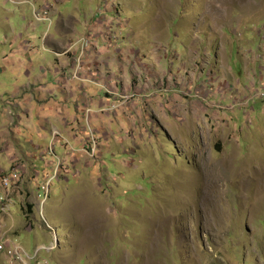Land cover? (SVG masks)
<instances>
[{
  "label": "rangeland",
  "instance_id": "1",
  "mask_svg": "<svg viewBox=\"0 0 264 264\" xmlns=\"http://www.w3.org/2000/svg\"><path fill=\"white\" fill-rule=\"evenodd\" d=\"M59 9L70 45L89 42L85 88L30 8L0 0V175L22 180L0 204V244L47 264H264V0Z\"/></svg>",
  "mask_w": 264,
  "mask_h": 264
},
{
  "label": "built area",
  "instance_id": "2",
  "mask_svg": "<svg viewBox=\"0 0 264 264\" xmlns=\"http://www.w3.org/2000/svg\"><path fill=\"white\" fill-rule=\"evenodd\" d=\"M15 5L24 6L27 5L30 8L31 16L33 20L39 24H45L46 29L41 35V39L43 42V48L47 49L48 47L45 46V40L50 34V29L53 24V14L55 13L54 7L56 4L60 3L62 0H9ZM25 18V16H24ZM81 42L77 43L80 44V51L77 57V66H79L80 55L83 54L84 49L89 42L86 38H82ZM261 97L264 98V93L261 94ZM59 164L57 163L55 166V171L53 176L46 177V183L38 186V190L42 189L46 191V198L49 196V193L52 188V182L58 177L59 172ZM21 175L18 168L14 167L9 172L2 173L0 175V204L12 205L15 204V199L13 198V191L14 188H17L19 183H21ZM13 189V191H12ZM12 207V206H10ZM6 207V209H10ZM5 210V208L3 209ZM41 213L44 216V212L41 209ZM30 215V214H29ZM31 217V215H30ZM50 226V225H49ZM55 229L50 226V229ZM49 248L48 250H50ZM42 249L37 250L33 255L29 254L27 250L19 243L14 244H7L2 243L0 244V252L6 254L7 258L9 259L11 264H47L45 259H41L39 256V252Z\"/></svg>",
  "mask_w": 264,
  "mask_h": 264
},
{
  "label": "crops",
  "instance_id": "3",
  "mask_svg": "<svg viewBox=\"0 0 264 264\" xmlns=\"http://www.w3.org/2000/svg\"><path fill=\"white\" fill-rule=\"evenodd\" d=\"M242 4L243 3H241V5ZM55 9H56L55 12H56L57 17H58L57 18V21L54 22V24H55V31H54V33L52 35L49 34V36L45 40V43L44 44H45V46L46 45L49 46V48L50 47L53 48L51 50H52L53 53L56 54V59L58 60V63H59V57H58L59 55L63 59H67L68 60L67 66L69 67V71H68L69 76L67 77V79H69V80H75V82H77V85H75L76 87L79 86V88H82V87L85 88L83 82L93 80L92 78L89 77L88 74L94 72V70L93 71L92 70H89V73L88 74H85V72L80 71V68H81V66L83 64V63L81 64L82 59H83L82 55H80L79 66H77V57L79 55V51H80L79 48H80V46L79 45L77 46L76 44L72 46V45H70V42H69V40L72 38V36H74V34L76 32V29H75L76 22H72V24L71 23L69 24L68 19L65 17L68 14V12L67 11L61 12V10L59 9V3L55 5ZM69 20H71V19H69ZM62 28L64 29V31H61ZM261 32H262V30H259V33H261ZM17 37L18 36H16V38ZM25 46L26 47L30 46V43L26 42ZM86 47L84 49V53L87 52ZM29 48H31V47H28V49ZM233 48H235V46ZM25 49H27V48H25ZM260 50H263V49L260 48ZM240 51L243 52V55L240 54V58H242L244 68L249 73L250 68L252 66L250 63L252 61L250 62V59H249L248 56L250 55V53L253 54V53H256V52L253 49H249L247 51L246 47L240 49ZM246 53H248L249 55L246 54ZM97 70H99V69H97ZM263 70H264V68H263ZM100 73L101 72L99 71V75H100ZM65 74H66V67H63V76H62V78L64 79V82H66V77H64ZM103 78L105 79L106 76H103ZM263 79H264V75H263ZM107 83L108 82H103V85L105 86V85H107ZM65 88H67V87L64 86V85H61V89L63 91H65ZM92 102H93V99L90 100V104H92ZM101 103H102V101H99L100 106H101ZM90 104H89V107H90ZM92 109H93V111H96L95 108H92ZM58 112L59 111L54 110V113L55 114H57ZM55 119H57V118H55ZM58 124H59V126H56V125L53 126V129H54L53 132H56L57 134H60V133H62V131L64 129H67V126H68L69 123H68V121H64L61 117H59ZM59 131H60V133H59ZM53 164H55V163H53Z\"/></svg>",
  "mask_w": 264,
  "mask_h": 264
},
{
  "label": "trees",
  "instance_id": "4",
  "mask_svg": "<svg viewBox=\"0 0 264 264\" xmlns=\"http://www.w3.org/2000/svg\"><path fill=\"white\" fill-rule=\"evenodd\" d=\"M28 209H29V211H28L29 213H28L27 216H28V218H30V215L33 214V212H34V211H33V209H34L33 205L28 204ZM29 214H30V215H29Z\"/></svg>",
  "mask_w": 264,
  "mask_h": 264
},
{
  "label": "bare ground",
  "instance_id": "5",
  "mask_svg": "<svg viewBox=\"0 0 264 264\" xmlns=\"http://www.w3.org/2000/svg\"><path fill=\"white\" fill-rule=\"evenodd\" d=\"M54 22V21H53Z\"/></svg>",
  "mask_w": 264,
  "mask_h": 264
},
{
  "label": "clouds",
  "instance_id": "6",
  "mask_svg": "<svg viewBox=\"0 0 264 264\" xmlns=\"http://www.w3.org/2000/svg\"><path fill=\"white\" fill-rule=\"evenodd\" d=\"M49 48V47H48Z\"/></svg>",
  "mask_w": 264,
  "mask_h": 264
}]
</instances>
